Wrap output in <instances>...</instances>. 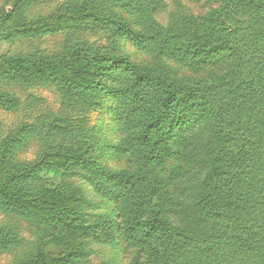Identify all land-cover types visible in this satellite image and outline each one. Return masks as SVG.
I'll list each match as a JSON object with an SVG mask.
<instances>
[{"label": "trees", "instance_id": "obj_1", "mask_svg": "<svg viewBox=\"0 0 264 264\" xmlns=\"http://www.w3.org/2000/svg\"><path fill=\"white\" fill-rule=\"evenodd\" d=\"M168 7L0 0V111L25 119L0 124V211L35 236L0 225L13 264H93L98 243H121L127 264H264V0ZM35 88L54 91L55 113ZM95 112L120 170L99 157Z\"/></svg>", "mask_w": 264, "mask_h": 264}, {"label": "rangeland", "instance_id": "obj_2", "mask_svg": "<svg viewBox=\"0 0 264 264\" xmlns=\"http://www.w3.org/2000/svg\"><path fill=\"white\" fill-rule=\"evenodd\" d=\"M169 7L167 11L171 10L172 8V3L174 0H163ZM193 11H200L199 7L196 5H191L190 6ZM166 12H162L157 16L158 22L164 24L167 20ZM46 40L40 41V46L42 45V48L44 49L46 46L54 50L53 48L58 47V45L61 42V38H50V42L48 44V40L45 43ZM92 41V39H91ZM45 43V44H44ZM4 49L3 45H0V52ZM131 51V50H128ZM143 57L141 55H136L135 60H141ZM25 93H31L35 97L39 98L41 100L40 102V112L44 111L45 112H53L55 113L56 110L59 109L58 105V97L54 93V91L48 89V88H35L32 90H29L28 92ZM38 111L34 113L35 116H37ZM92 123H95L98 121L97 126L99 127V136L101 139V148L99 150V157L101 158L102 161H105L106 163L108 162L109 166L116 170H120L125 167L126 161H116V159L110 160L109 157L107 156L106 149L104 147L107 145V143L111 142L114 137H113V128L114 126L112 124H108V118L107 115H101L99 112H95L90 115ZM24 117L22 114H7L3 113L0 111V124L1 128H3L6 132L10 130H14L16 128V125L19 124L20 121H24ZM108 124V126H107ZM108 130V131H107ZM37 151V146L34 142H29L28 146L24 148L18 156V160H26L30 162L34 158V154ZM75 186L78 187V185L82 188H84V183L82 181H79L78 179H75ZM85 189V188H84ZM86 196L88 199L92 200L91 194H87L86 191ZM95 202H98L97 199H93ZM100 210L102 211V207H100ZM100 210L96 211V214L100 213ZM0 225H7L13 229H16V231L19 233V236L23 238L24 241H26L27 244L29 242L33 241L35 236L33 230H30V227L28 224L22 221H14L8 218L6 215H4L0 211ZM90 249L92 251V256L90 257V260L92 261L93 264H103V263H108V264H115V263H124L127 264L130 261V253L127 250H121V243H118L116 245H113L112 247L109 246H104L102 244H92L90 246ZM56 252V250H55ZM19 251L16 252H7V253H0V264H13L16 261V258L19 255ZM57 254V253H56Z\"/></svg>", "mask_w": 264, "mask_h": 264}]
</instances>
